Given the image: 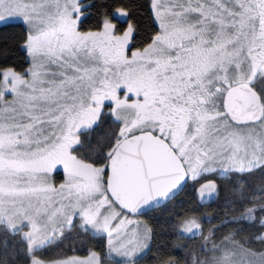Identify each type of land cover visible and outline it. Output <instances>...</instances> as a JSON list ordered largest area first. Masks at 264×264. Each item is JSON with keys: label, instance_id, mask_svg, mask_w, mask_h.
I'll list each match as a JSON object with an SVG mask.
<instances>
[{"label": "snow or ice", "instance_id": "6c2138e0", "mask_svg": "<svg viewBox=\"0 0 264 264\" xmlns=\"http://www.w3.org/2000/svg\"><path fill=\"white\" fill-rule=\"evenodd\" d=\"M94 3L0 0V256L264 264V0Z\"/></svg>", "mask_w": 264, "mask_h": 264}, {"label": "trees", "instance_id": "16d2710c", "mask_svg": "<svg viewBox=\"0 0 264 264\" xmlns=\"http://www.w3.org/2000/svg\"><path fill=\"white\" fill-rule=\"evenodd\" d=\"M91 2V0H89ZM136 0H95L94 6L91 8H86L84 11L86 14H90L93 17L94 23L90 26H95V22H98L102 18L111 15L112 9L116 4H126L133 8V16L137 17L139 15L138 10L135 9L134 5ZM106 6V9H105ZM146 23V21H145ZM14 43L15 42H11ZM5 51L4 48H0V53ZM223 183H227L224 181ZM224 198V194L221 195V200ZM171 243V242H169ZM2 247V244H0ZM0 264H11V257L10 256H0Z\"/></svg>", "mask_w": 264, "mask_h": 264}, {"label": "flooded vegetation", "instance_id": "af4514ba", "mask_svg": "<svg viewBox=\"0 0 264 264\" xmlns=\"http://www.w3.org/2000/svg\"><path fill=\"white\" fill-rule=\"evenodd\" d=\"M59 158H65V154H60L58 157H56V159H59Z\"/></svg>", "mask_w": 264, "mask_h": 264}]
</instances>
